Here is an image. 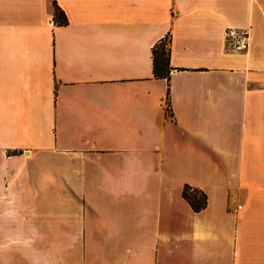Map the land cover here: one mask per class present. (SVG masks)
Returning <instances> with one entry per match:
<instances>
[{
	"label": "crops",
	"instance_id": "obj_1",
	"mask_svg": "<svg viewBox=\"0 0 264 264\" xmlns=\"http://www.w3.org/2000/svg\"><path fill=\"white\" fill-rule=\"evenodd\" d=\"M55 3L0 0V264H264V0Z\"/></svg>",
	"mask_w": 264,
	"mask_h": 264
},
{
	"label": "trees",
	"instance_id": "obj_2",
	"mask_svg": "<svg viewBox=\"0 0 264 264\" xmlns=\"http://www.w3.org/2000/svg\"><path fill=\"white\" fill-rule=\"evenodd\" d=\"M54 4V14L60 16L59 20H65V15L58 8L53 0ZM166 41L161 40L156 46L152 49L153 56V71L156 76H165L167 77L169 74L170 66H169V48L165 45ZM183 196L188 200L191 207L194 210H199L206 205V194L200 188L195 186H191L189 184H185L182 190Z\"/></svg>",
	"mask_w": 264,
	"mask_h": 264
},
{
	"label": "built area",
	"instance_id": "obj_3",
	"mask_svg": "<svg viewBox=\"0 0 264 264\" xmlns=\"http://www.w3.org/2000/svg\"><path fill=\"white\" fill-rule=\"evenodd\" d=\"M248 32L244 28L227 27L224 33V45L227 49H242L247 45Z\"/></svg>",
	"mask_w": 264,
	"mask_h": 264
}]
</instances>
